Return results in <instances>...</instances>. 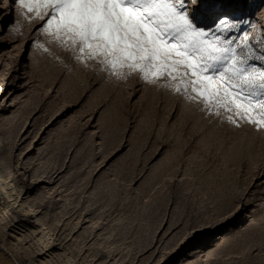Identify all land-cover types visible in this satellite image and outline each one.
<instances>
[{"label": "rangeland", "instance_id": "1", "mask_svg": "<svg viewBox=\"0 0 264 264\" xmlns=\"http://www.w3.org/2000/svg\"><path fill=\"white\" fill-rule=\"evenodd\" d=\"M214 2L264 69V0ZM42 26L0 3V264H264V127Z\"/></svg>", "mask_w": 264, "mask_h": 264}, {"label": "snow or ice", "instance_id": "2", "mask_svg": "<svg viewBox=\"0 0 264 264\" xmlns=\"http://www.w3.org/2000/svg\"><path fill=\"white\" fill-rule=\"evenodd\" d=\"M13 2L43 20L47 27L42 30L78 58L96 59L117 75L126 68L146 80L166 76L176 81L174 90L182 96L215 107L217 114L220 108L232 113L229 121L237 123L238 118L264 127V69L246 67L253 46L246 39L243 45L236 42L247 33L228 36L241 21L216 12L214 0ZM208 15L215 17L213 25L201 26V18ZM237 47L249 49L247 58L237 55ZM254 96L261 98L254 101Z\"/></svg>", "mask_w": 264, "mask_h": 264}]
</instances>
